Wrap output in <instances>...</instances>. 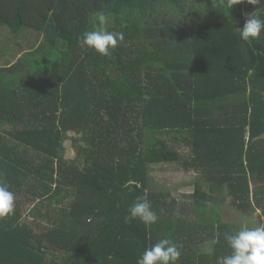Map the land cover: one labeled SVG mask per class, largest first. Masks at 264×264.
<instances>
[{
  "label": "trees",
  "instance_id": "trees-1",
  "mask_svg": "<svg viewBox=\"0 0 264 264\" xmlns=\"http://www.w3.org/2000/svg\"><path fill=\"white\" fill-rule=\"evenodd\" d=\"M243 5L251 12L213 0H0V28L43 37L16 59L0 51V179L16 195L0 219V264H137L161 238L177 264L230 252L224 234L242 224L222 219L219 200L264 215V32L240 38ZM101 12L124 34L108 56L79 44ZM69 132L81 134L73 160ZM162 161L202 173L208 192L198 186L191 210L149 191ZM144 193L157 222L124 223ZM35 200L36 217L54 213L47 227L24 218Z\"/></svg>",
  "mask_w": 264,
  "mask_h": 264
},
{
  "label": "clouds",
  "instance_id": "clouds-1",
  "mask_svg": "<svg viewBox=\"0 0 264 264\" xmlns=\"http://www.w3.org/2000/svg\"><path fill=\"white\" fill-rule=\"evenodd\" d=\"M243 2L244 0H213V6L231 10ZM247 3L256 6V10L246 14L243 28L238 29L242 40L252 41L259 39L264 32V0H247ZM91 23V30L85 31L79 39L81 48L93 49L103 56L110 55V49L115 48L118 41L124 40L123 32L109 31L106 26L108 17L103 12L98 13ZM15 202V193L0 179V219L14 214ZM123 220L126 224L139 220L146 226L157 222V213L153 210L147 193L136 198ZM224 239L230 252L218 257L216 264H264V224L249 227L248 222L242 220V226L234 232H226ZM180 255L179 248L171 239L161 238L143 251L137 264H177Z\"/></svg>",
  "mask_w": 264,
  "mask_h": 264
},
{
  "label": "rangeland",
  "instance_id": "rangeland-1",
  "mask_svg": "<svg viewBox=\"0 0 264 264\" xmlns=\"http://www.w3.org/2000/svg\"><path fill=\"white\" fill-rule=\"evenodd\" d=\"M42 41V35L30 29H22L15 33L9 28H0V51H5L9 55H13L12 57L14 58L21 57L25 52L35 49ZM8 58L11 59V56ZM68 135V138L64 142L65 156L67 159L73 160L77 157L78 153L73 137H81V134L69 132ZM77 143L85 145L84 140L77 141ZM201 174L195 169L191 171L183 170L180 165L168 161L150 164L149 191L164 193L169 201H175L174 203L177 204L178 209L179 207L180 209L184 207L187 210H191L194 206V201L197 199L198 186L208 192L206 185L202 183L201 185L198 182L199 180L205 182ZM225 197L227 198L219 200L221 203L220 214L225 222L242 224V220H246L249 227L260 225V222L264 223V215H261L262 209L257 208L252 213H244L232 204V197L228 194H225ZM38 206V200L30 203L26 202L23 206L24 218L32 222L33 226H37L36 223H40L47 227L48 223H50L49 219L54 216V213L51 212L44 217H36L35 213L38 211ZM42 213L45 214V210ZM43 230L36 229V232Z\"/></svg>",
  "mask_w": 264,
  "mask_h": 264
},
{
  "label": "crops",
  "instance_id": "crops-1",
  "mask_svg": "<svg viewBox=\"0 0 264 264\" xmlns=\"http://www.w3.org/2000/svg\"><path fill=\"white\" fill-rule=\"evenodd\" d=\"M243 3H244V4H248V3H247V0H244ZM240 4H241V3H240ZM250 8H251V12H248V10H245V7H244V5H243V10H244V16H243V18L246 19V14H248V13H252V12H254V11L256 10V6H253V5H251V4H250ZM262 17H264V13H262Z\"/></svg>",
  "mask_w": 264,
  "mask_h": 264
}]
</instances>
